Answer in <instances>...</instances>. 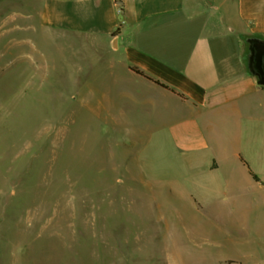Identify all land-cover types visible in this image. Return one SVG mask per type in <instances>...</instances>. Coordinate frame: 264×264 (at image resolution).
Wrapping results in <instances>:
<instances>
[{"label":"rangeland","instance_id":"374dc122","mask_svg":"<svg viewBox=\"0 0 264 264\" xmlns=\"http://www.w3.org/2000/svg\"><path fill=\"white\" fill-rule=\"evenodd\" d=\"M44 2L0 0V264H249V225L205 218L186 178L128 175L148 110L101 96Z\"/></svg>","mask_w":264,"mask_h":264},{"label":"crops","instance_id":"0c3cea01","mask_svg":"<svg viewBox=\"0 0 264 264\" xmlns=\"http://www.w3.org/2000/svg\"><path fill=\"white\" fill-rule=\"evenodd\" d=\"M44 1L49 28L83 40L81 62L102 61L101 96L148 110L143 170L128 175L186 178L190 205L249 225V264H264V87L242 40L264 39V0Z\"/></svg>","mask_w":264,"mask_h":264},{"label":"water","instance_id":"95a60500","mask_svg":"<svg viewBox=\"0 0 264 264\" xmlns=\"http://www.w3.org/2000/svg\"><path fill=\"white\" fill-rule=\"evenodd\" d=\"M242 40L246 45L243 56L246 71L255 79L257 86L264 87V39L252 36Z\"/></svg>","mask_w":264,"mask_h":264},{"label":"trees","instance_id":"16d2710c","mask_svg":"<svg viewBox=\"0 0 264 264\" xmlns=\"http://www.w3.org/2000/svg\"><path fill=\"white\" fill-rule=\"evenodd\" d=\"M136 73L140 74L139 72H136Z\"/></svg>","mask_w":264,"mask_h":264}]
</instances>
